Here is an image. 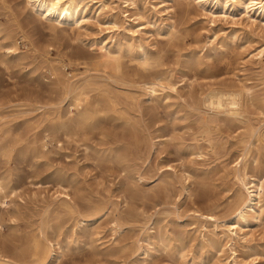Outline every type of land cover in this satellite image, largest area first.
I'll return each instance as SVG.
<instances>
[{
  "label": "rangeland",
  "instance_id": "374dc122",
  "mask_svg": "<svg viewBox=\"0 0 264 264\" xmlns=\"http://www.w3.org/2000/svg\"><path fill=\"white\" fill-rule=\"evenodd\" d=\"M215 1L81 0L72 27L0 0V264H264V191L233 218L234 169L264 183V14Z\"/></svg>",
  "mask_w": 264,
  "mask_h": 264
},
{
  "label": "bare ground",
  "instance_id": "6f19581e",
  "mask_svg": "<svg viewBox=\"0 0 264 264\" xmlns=\"http://www.w3.org/2000/svg\"><path fill=\"white\" fill-rule=\"evenodd\" d=\"M229 1L230 0H226L225 7ZM24 2L30 7L31 11L40 14L49 21H57L59 23L68 22L72 27L80 26L81 22L78 19V13L81 0H24ZM204 3H206V0H204ZM218 4L219 0H216L214 6ZM239 5H242L246 12L253 11L257 12L258 15L264 14V0H240ZM113 24L116 25L114 22ZM11 47H15L14 42H11ZM100 49H104V52L101 54V57L103 58V65L105 67H110L112 71L117 72L120 67L118 56L114 55L111 47L101 46ZM260 53H264V50H261ZM148 83V88L151 92H154L155 85L157 84H154L153 82ZM92 89V84L88 81L83 86L74 87L66 93H70L71 99L74 101L75 105H79L82 101L87 100V95ZM241 96V92L235 90L217 91L209 94L207 96L206 102L207 106L213 110L218 111L221 110L222 107H225L228 111V115L238 117L240 114ZM91 120L92 115L84 113L77 124H88L91 122ZM61 128H63L65 131H69L70 124L66 125L65 123H62ZM234 170L238 181L246 190V195L241 199L233 213L235 223H239L241 220L246 221V214L248 213L249 209L253 208L254 202L257 199H261L262 191H264V183L256 182L255 178L250 180L248 173L245 172L244 169L240 176L238 175L240 174L239 172H241L239 167L235 168ZM208 216L211 218L213 217V215ZM235 233H237L236 230ZM32 249L34 255L42 258L44 263L49 257H51V247L48 245L42 246V243L39 240L33 241Z\"/></svg>",
  "mask_w": 264,
  "mask_h": 264
}]
</instances>
